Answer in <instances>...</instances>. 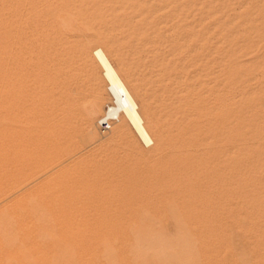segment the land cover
Instances as JSON below:
<instances>
[{
	"label": "rangeland",
	"instance_id": "1",
	"mask_svg": "<svg viewBox=\"0 0 264 264\" xmlns=\"http://www.w3.org/2000/svg\"><path fill=\"white\" fill-rule=\"evenodd\" d=\"M190 1L220 29L223 65L221 127L185 163L168 157L167 102L136 72L157 146L129 125L131 139L114 135L113 121L105 130L94 121L93 132L66 121L70 96L95 90L63 23L87 33L102 10L150 14L156 2L0 0V264H264V33L245 36V5ZM257 20L264 27V8ZM163 159L183 175L213 166L200 179L160 181ZM200 191L208 200H196Z\"/></svg>",
	"mask_w": 264,
	"mask_h": 264
},
{
	"label": "bare ground",
	"instance_id": "2",
	"mask_svg": "<svg viewBox=\"0 0 264 264\" xmlns=\"http://www.w3.org/2000/svg\"><path fill=\"white\" fill-rule=\"evenodd\" d=\"M153 1L158 8L150 14L140 9L113 17L112 10H102L98 19L88 26L87 33L72 32L75 19L63 23L69 32L68 41L78 46L80 62L92 78L95 90L90 96L84 90H77L70 96L66 121L71 130L85 128L87 132H93L94 121L97 123L106 118L107 129L111 121L116 124L114 135L131 139L126 132L129 125L139 140L146 145L157 146L153 124L138 91L140 84L137 79L141 75L168 104L173 143L168 157L178 156L181 162L186 163L207 149L206 140L221 127L213 119L218 107L223 65L220 29L206 21L207 12L201 2ZM229 3L238 7L245 5L250 14L245 36L255 40L264 33V27L257 20L258 12L264 8V0H230ZM222 14L227 16L228 11H222ZM30 27L29 24L26 26V38L32 32ZM129 61L133 63L126 65ZM135 72L138 78L131 76ZM76 80L77 77L74 83ZM103 86L111 98L104 107ZM205 165L204 170L183 175L176 170L175 163L165 160L154 175L160 181L175 179L178 183H185L191 178H202L213 163L207 161ZM231 192L229 202L234 203L235 192ZM196 200L206 201L208 198L200 191Z\"/></svg>",
	"mask_w": 264,
	"mask_h": 264
},
{
	"label": "built area",
	"instance_id": "3",
	"mask_svg": "<svg viewBox=\"0 0 264 264\" xmlns=\"http://www.w3.org/2000/svg\"><path fill=\"white\" fill-rule=\"evenodd\" d=\"M108 119L102 118L97 122V126L99 127L100 130L107 129L108 127Z\"/></svg>",
	"mask_w": 264,
	"mask_h": 264
}]
</instances>
